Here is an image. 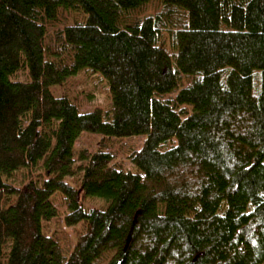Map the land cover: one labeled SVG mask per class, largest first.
Wrapping results in <instances>:
<instances>
[{
    "label": "trees",
    "instance_id": "16d2710c",
    "mask_svg": "<svg viewBox=\"0 0 264 264\" xmlns=\"http://www.w3.org/2000/svg\"><path fill=\"white\" fill-rule=\"evenodd\" d=\"M0 264H264V0H0Z\"/></svg>",
    "mask_w": 264,
    "mask_h": 264
},
{
    "label": "rangeland",
    "instance_id": "374dc122",
    "mask_svg": "<svg viewBox=\"0 0 264 264\" xmlns=\"http://www.w3.org/2000/svg\"><path fill=\"white\" fill-rule=\"evenodd\" d=\"M68 90L84 111L91 110L96 106H105L107 103L105 86L93 74L81 73L77 75L69 84ZM96 141V137L84 135L77 147L87 148L89 146H95ZM140 144L141 139L139 138L114 142L112 149L116 153L115 160L121 161L126 168L130 169L131 167L126 161L125 156L130 147L136 149ZM83 204L87 206V203L84 202ZM93 205L95 206L96 204H90L89 206Z\"/></svg>",
    "mask_w": 264,
    "mask_h": 264
}]
</instances>
